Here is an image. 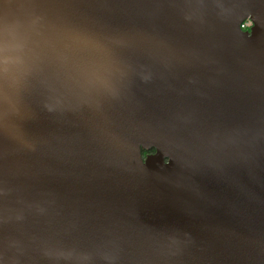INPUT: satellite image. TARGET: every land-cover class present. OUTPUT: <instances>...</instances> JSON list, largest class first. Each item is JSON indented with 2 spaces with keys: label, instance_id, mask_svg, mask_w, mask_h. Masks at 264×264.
Returning <instances> with one entry per match:
<instances>
[{
  "label": "water",
  "instance_id": "water-1",
  "mask_svg": "<svg viewBox=\"0 0 264 264\" xmlns=\"http://www.w3.org/2000/svg\"><path fill=\"white\" fill-rule=\"evenodd\" d=\"M0 264H264V0H0Z\"/></svg>",
  "mask_w": 264,
  "mask_h": 264
},
{
  "label": "built area",
  "instance_id": "built-area-1",
  "mask_svg": "<svg viewBox=\"0 0 264 264\" xmlns=\"http://www.w3.org/2000/svg\"><path fill=\"white\" fill-rule=\"evenodd\" d=\"M251 25L250 21H244L241 23L240 27L241 29H247Z\"/></svg>",
  "mask_w": 264,
  "mask_h": 264
},
{
  "label": "trees",
  "instance_id": "trees-1",
  "mask_svg": "<svg viewBox=\"0 0 264 264\" xmlns=\"http://www.w3.org/2000/svg\"><path fill=\"white\" fill-rule=\"evenodd\" d=\"M152 151H153V150H148V151L143 150V151H141V152H142V154L144 155V154L149 153V152H152Z\"/></svg>",
  "mask_w": 264,
  "mask_h": 264
}]
</instances>
